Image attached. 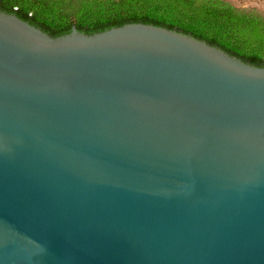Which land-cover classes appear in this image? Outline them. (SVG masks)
<instances>
[{
	"label": "water",
	"instance_id": "obj_1",
	"mask_svg": "<svg viewBox=\"0 0 264 264\" xmlns=\"http://www.w3.org/2000/svg\"><path fill=\"white\" fill-rule=\"evenodd\" d=\"M0 264H264V67L0 11Z\"/></svg>",
	"mask_w": 264,
	"mask_h": 264
},
{
	"label": "trees",
	"instance_id": "obj_2",
	"mask_svg": "<svg viewBox=\"0 0 264 264\" xmlns=\"http://www.w3.org/2000/svg\"><path fill=\"white\" fill-rule=\"evenodd\" d=\"M0 11L53 38L73 27L93 35L127 24L153 25L264 67V14L226 0H0Z\"/></svg>",
	"mask_w": 264,
	"mask_h": 264
},
{
	"label": "rangeland",
	"instance_id": "obj_3",
	"mask_svg": "<svg viewBox=\"0 0 264 264\" xmlns=\"http://www.w3.org/2000/svg\"><path fill=\"white\" fill-rule=\"evenodd\" d=\"M237 8H255L264 14V0H226Z\"/></svg>",
	"mask_w": 264,
	"mask_h": 264
}]
</instances>
